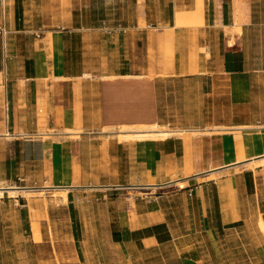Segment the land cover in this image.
Returning <instances> with one entry per match:
<instances>
[{
	"label": "rangeland",
	"instance_id": "rangeland-1",
	"mask_svg": "<svg viewBox=\"0 0 264 264\" xmlns=\"http://www.w3.org/2000/svg\"><path fill=\"white\" fill-rule=\"evenodd\" d=\"M56 1L39 3L42 8L35 11V16H29L24 5L26 0H21L16 9V28L31 32L36 39L46 33L47 39L43 43L50 49L53 43L50 32H68L69 42L64 52L71 72L89 75V79L84 80L94 84L90 90L91 117L87 127L78 122L82 134L77 140L41 136L45 142L56 143L58 149L52 155L47 153L49 144L36 143L34 147L5 145L2 154L8 155V161L4 162L5 170L0 167V182L4 186L35 191L47 185L60 188L124 186L131 158L121 145L131 143L120 144L117 139V131L122 125H160L190 131L231 129L180 138L188 148L201 143L206 156L205 170L217 167L230 155L240 158L237 153L221 155L212 146L213 139L228 137L237 141L239 135L264 132V0H253V23L245 28L237 44L239 66L251 79V92L244 106L232 101L234 88L228 87L227 80L222 81L220 88L215 86L221 77L218 59L210 68L197 71L195 76L171 77L179 42L174 35L170 38L167 29L171 23L167 20L173 17L175 0H58L59 5ZM204 4V16L210 19L212 7L208 1L204 0ZM192 8V3L185 2L177 11ZM36 14L40 16L36 17ZM225 33L229 35L227 30ZM153 38L157 45V68H153V50L149 52ZM205 40V48L199 49L197 44L192 47L190 62L197 60L199 53L209 57L207 46L210 45L221 50V58L226 46L224 36L217 32L216 36H208ZM123 74L143 78L107 79ZM81 81L77 80L78 84ZM131 81L145 85L125 86L118 90L106 87L108 83ZM188 159L184 175L193 173ZM240 166L234 167L229 176L232 179L244 177L247 192L243 199L242 220L239 224L224 226L225 230H218L214 241L211 239L208 244L204 242L197 246L203 264H264V255L259 256L258 245L262 239L257 230V220L264 213V172ZM78 191L73 194L78 207L74 222L67 206L57 204L58 191L46 194V209L39 197L27 200L22 196L10 198L6 194L0 200V264H149V257L135 263L126 259L114 245L111 234L116 225L114 212L119 208L109 206L110 197L105 195L106 192ZM126 198L134 208V195L128 194ZM46 215L51 224V239ZM35 219L40 224L42 236L39 244L31 238V222ZM76 222L78 233L72 224Z\"/></svg>",
	"mask_w": 264,
	"mask_h": 264
},
{
	"label": "crops",
	"instance_id": "crops-1",
	"mask_svg": "<svg viewBox=\"0 0 264 264\" xmlns=\"http://www.w3.org/2000/svg\"><path fill=\"white\" fill-rule=\"evenodd\" d=\"M205 1H208L212 7L211 20L206 15L205 26L196 31L191 28H180L173 32L179 46L171 68V77L195 76V73L189 71L195 68L198 72L208 69L218 59L221 77L215 86L220 88L222 81L227 80L228 87L234 88L232 101L244 106L251 92V79L239 66L240 51L237 44L240 43L245 28L253 23V0H238L247 9L249 23L242 27L243 34L236 38L233 47L227 45L230 36L225 32L234 22L236 0ZM5 2L6 6H4ZM41 2L47 0H26L24 5L27 7V14L35 16V11L38 12L42 8L39 6ZM185 2L192 3V9H195L196 0H175L173 17L167 20L171 23L170 27L173 26L178 7L185 5ZM20 3L21 0H1L0 74L3 81L0 83V167L4 170L6 167L4 162L8 161V155L2 154L5 145L22 144L26 147H34L36 143L49 144L47 153L52 155L54 150L58 149L56 143L43 141L41 138L43 133L48 130L75 129L79 121L83 127H87L91 117L90 90L94 84L84 80L81 74L71 72L67 54L64 52L69 42L68 32L65 31L63 34L50 32L53 42L50 49L43 43L47 39L46 33L36 39L31 32L22 28L17 30L16 9ZM55 3L59 5L58 0ZM39 16L36 14V17ZM12 27L15 29L12 30ZM217 32L224 36L226 43L221 58V50L210 45L207 46L209 57L205 53H199L197 60L190 62L192 47L197 44L199 49L205 48L206 43H203L206 41L205 38L216 36ZM195 33L197 36L193 37ZM193 38L196 39L195 42L192 41ZM150 49L153 50L155 57L153 68H157V45L154 38L149 43V52ZM127 76L143 78L130 74L116 78L130 79L126 78ZM77 80L82 81L78 84ZM131 85L142 86L145 83L140 81L108 83L106 87L110 90H118ZM39 100L45 101V116L39 113ZM8 134L13 138L9 139ZM248 137L256 143L264 139V132L243 134L242 138ZM236 143L234 138L228 137L212 140V146L214 145L213 147L221 155L232 153L229 150ZM121 148L127 150L131 158V168L126 177L127 183L124 186H104L106 189L99 191L106 192L105 195L110 197L109 206L119 208L114 212L116 225L111 234L114 245H117L126 259L134 263L149 257V264L156 262V264H203L197 246L204 242L208 244L211 239L214 241L218 236V230H225L224 226L236 225L242 220L243 199L247 192L243 183L244 177L234 176L232 179L229 176L236 165L225 167L223 162L213 169L205 170L206 156L201 143L194 148H188L180 138L165 142H137L121 145ZM254 154L257 158L264 156V144L255 147ZM188 158L193 173L184 175L187 171ZM262 168H257V172H264ZM214 169L217 170L209 173ZM216 176L219 178L215 179ZM152 179L154 183L150 184ZM173 179L184 180L187 184L186 188L180 190L176 185L170 186ZM51 186L60 188V186ZM125 191L127 193L123 195L113 194ZM78 192L86 191L83 189ZM190 192L193 194L192 198H189ZM74 193L73 189L69 191L67 205L73 222L76 221L78 208ZM128 194H133L135 197L134 208L129 204V198H126ZM72 224L75 232L78 233L77 222ZM74 236L76 240V234ZM258 247L259 256L264 255L263 239ZM157 258L158 260H154Z\"/></svg>",
	"mask_w": 264,
	"mask_h": 264
},
{
	"label": "bare ground",
	"instance_id": "bare-ground-1",
	"mask_svg": "<svg viewBox=\"0 0 264 264\" xmlns=\"http://www.w3.org/2000/svg\"><path fill=\"white\" fill-rule=\"evenodd\" d=\"M139 1L142 2L143 0H139ZM4 6H6V2ZM204 11H205L204 0H196V5L194 10L176 11L174 15L173 26L167 29L171 35L170 38L172 37L173 32L176 29L191 28L196 30L200 27L205 26ZM248 23L249 21H248L247 9L238 0H236L234 22L231 27L226 28L230 36V40L228 42L229 47H233L235 45L236 38L242 36L243 34L242 27ZM191 72L196 73L197 68L193 69ZM89 77H90L89 75H85L83 78L89 79ZM126 78L141 79L140 77H130V76H127ZM107 79L111 81L116 79V77H107ZM2 81H3L2 75L0 74V83H2ZM45 107H46L45 101L39 100L38 110L39 113H41L42 115H44ZM79 125L80 123H78V126L75 129L68 128L62 131L50 130L51 133H43L42 135L47 138L53 136V137H57V139L60 137L65 138L68 139V141L77 140L79 136L82 134ZM230 130L231 129H226V128L223 129L214 128V129H206L203 131H198V130L190 131V130L172 129L168 126H160V125H144V124L138 126L122 125L119 127V131H117V139L119 140L120 144L122 143L134 144L137 142H165L175 138H184V136L188 134L210 135L212 132L220 133L221 131H230ZM238 130H242V128ZM7 137L9 139L13 138V136L9 134L7 135ZM241 137L242 136L240 135L237 137V143L230 148L231 150H229L232 153L239 154L240 158H235L234 156L230 155L229 157L226 158L224 166L228 167V166L236 165L235 167H237L238 165H243L246 168H248L250 171L260 167H264V156L257 158L255 157L254 154V148L263 145L264 139L255 143V141L250 137L246 139ZM216 170L217 169L211 170V172L209 173H213ZM153 183L154 180L152 179L150 181V184ZM170 183H172L170 184V186L176 185L177 188H179L180 190H184L187 186L184 180L173 179ZM71 189L73 190L84 189L86 192H99L105 190L106 188L101 186H90L85 188L77 187V186H70V187L68 186L63 188H57L51 185H47L43 188H40V190L35 191V190H31V188L4 186V184L0 182V200L3 199L6 194L10 198H18L19 196H22L27 200H30L32 197H39L40 199H42L43 206L46 209L48 207L46 194L50 191L52 192L58 191L59 194L58 196H56L55 200L57 201V204L59 206L66 207L68 205V193ZM45 222L47 225L49 237L51 239V224L47 215L45 217ZM257 230L261 238L264 240V220L262 216H260L257 220ZM31 238L35 244L41 243L42 236H41L40 224L36 219L33 222H31ZM51 248L52 250H54L52 240H51Z\"/></svg>",
	"mask_w": 264,
	"mask_h": 264
},
{
	"label": "built area",
	"instance_id": "built-area-1",
	"mask_svg": "<svg viewBox=\"0 0 264 264\" xmlns=\"http://www.w3.org/2000/svg\"><path fill=\"white\" fill-rule=\"evenodd\" d=\"M3 32H5L4 30H3ZM193 197V194L190 192L189 193V198H192Z\"/></svg>",
	"mask_w": 264,
	"mask_h": 264
},
{
	"label": "trees",
	"instance_id": "trees-1",
	"mask_svg": "<svg viewBox=\"0 0 264 264\" xmlns=\"http://www.w3.org/2000/svg\"><path fill=\"white\" fill-rule=\"evenodd\" d=\"M225 12H226V7H225ZM226 16V15H225Z\"/></svg>",
	"mask_w": 264,
	"mask_h": 264
}]
</instances>
